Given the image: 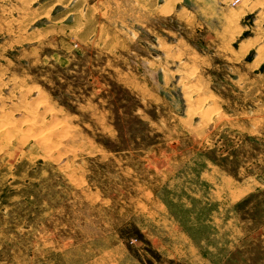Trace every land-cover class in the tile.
<instances>
[{"label": "rangeland", "instance_id": "obj_1", "mask_svg": "<svg viewBox=\"0 0 264 264\" xmlns=\"http://www.w3.org/2000/svg\"><path fill=\"white\" fill-rule=\"evenodd\" d=\"M232 1L0 0V264H264V2Z\"/></svg>", "mask_w": 264, "mask_h": 264}, {"label": "crops", "instance_id": "obj_2", "mask_svg": "<svg viewBox=\"0 0 264 264\" xmlns=\"http://www.w3.org/2000/svg\"><path fill=\"white\" fill-rule=\"evenodd\" d=\"M251 2H255V0H249V2L247 3L248 4L247 6H250L251 7V4H252ZM263 2H264V0H263ZM259 8H260V6L257 5V6H253V8L244 7L243 9H244V13H250L252 11H259L260 10ZM243 42H244V40H243Z\"/></svg>", "mask_w": 264, "mask_h": 264}, {"label": "built area", "instance_id": "obj_3", "mask_svg": "<svg viewBox=\"0 0 264 264\" xmlns=\"http://www.w3.org/2000/svg\"><path fill=\"white\" fill-rule=\"evenodd\" d=\"M240 0H233L232 4L235 5L236 3H238Z\"/></svg>", "mask_w": 264, "mask_h": 264}]
</instances>
